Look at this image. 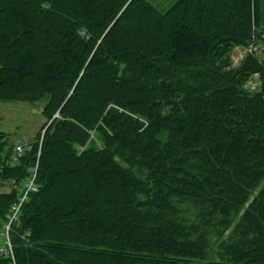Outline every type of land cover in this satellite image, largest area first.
<instances>
[{
  "label": "trees",
  "instance_id": "trees-1",
  "mask_svg": "<svg viewBox=\"0 0 264 264\" xmlns=\"http://www.w3.org/2000/svg\"><path fill=\"white\" fill-rule=\"evenodd\" d=\"M261 5L0 0V264H264Z\"/></svg>",
  "mask_w": 264,
  "mask_h": 264
},
{
  "label": "rangeland",
  "instance_id": "rangeland-1",
  "mask_svg": "<svg viewBox=\"0 0 264 264\" xmlns=\"http://www.w3.org/2000/svg\"><path fill=\"white\" fill-rule=\"evenodd\" d=\"M149 1L160 10L165 11L176 0ZM44 122L45 118L41 114V107L38 104L33 105L22 101H0V130L7 132L15 145L20 140L30 143L37 138ZM2 239L3 235L0 234V240Z\"/></svg>",
  "mask_w": 264,
  "mask_h": 264
},
{
  "label": "built area",
  "instance_id": "built-area-1",
  "mask_svg": "<svg viewBox=\"0 0 264 264\" xmlns=\"http://www.w3.org/2000/svg\"><path fill=\"white\" fill-rule=\"evenodd\" d=\"M261 32H262L261 37L264 39V29ZM236 50H237V52H236L235 56L233 57V61L235 63H238L241 59H243L245 53H247V52L259 51V52L264 54V45H260V43L254 41L253 44L249 45V47H247V48L237 47ZM261 84H262V81L260 78V73H255L254 76L252 78H250V80H248V82L245 84V86L247 88H250L251 90H259ZM27 147H29L28 141H21V140L18 141V143L16 144V153H15L16 156L14 159L17 160L18 157L22 156ZM34 178H35V175L28 182L27 190H26L25 194L23 195V197L21 198L20 203L16 204L13 207L14 214L12 215L11 221L16 217V214L19 211L21 203L25 200L28 191L37 189L36 185L34 184ZM6 229H7L6 231L8 233L9 225H7ZM8 243H9V241H8Z\"/></svg>",
  "mask_w": 264,
  "mask_h": 264
},
{
  "label": "crops",
  "instance_id": "crops-1",
  "mask_svg": "<svg viewBox=\"0 0 264 264\" xmlns=\"http://www.w3.org/2000/svg\"><path fill=\"white\" fill-rule=\"evenodd\" d=\"M260 23L264 27V0H262V5H261Z\"/></svg>",
  "mask_w": 264,
  "mask_h": 264
}]
</instances>
